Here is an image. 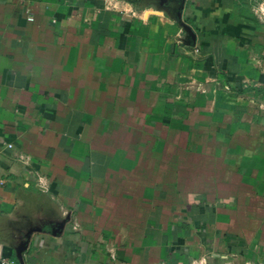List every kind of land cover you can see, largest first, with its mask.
Wrapping results in <instances>:
<instances>
[{
  "label": "crops",
  "instance_id": "0c3cea01",
  "mask_svg": "<svg viewBox=\"0 0 264 264\" xmlns=\"http://www.w3.org/2000/svg\"><path fill=\"white\" fill-rule=\"evenodd\" d=\"M261 2L0 0V255L264 264Z\"/></svg>",
  "mask_w": 264,
  "mask_h": 264
},
{
  "label": "built area",
  "instance_id": "2783aa9c",
  "mask_svg": "<svg viewBox=\"0 0 264 264\" xmlns=\"http://www.w3.org/2000/svg\"><path fill=\"white\" fill-rule=\"evenodd\" d=\"M254 14L257 18V20L264 25V2H261L256 5V8L254 10ZM32 19V18H31ZM9 147H12V145H9ZM0 264H20L16 260L0 255Z\"/></svg>",
  "mask_w": 264,
  "mask_h": 264
}]
</instances>
